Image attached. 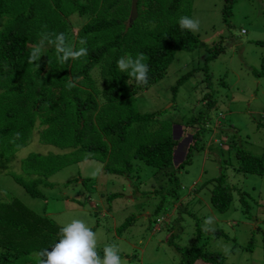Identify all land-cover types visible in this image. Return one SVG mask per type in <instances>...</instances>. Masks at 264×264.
Segmentation results:
<instances>
[{
  "label": "rangeland",
  "instance_id": "rangeland-1",
  "mask_svg": "<svg viewBox=\"0 0 264 264\" xmlns=\"http://www.w3.org/2000/svg\"><path fill=\"white\" fill-rule=\"evenodd\" d=\"M41 1L45 6L52 4V0ZM93 3L97 5L95 1ZM224 3L225 0H189V5L184 8L188 14H178L175 17L174 21L182 16L199 20L200 30L194 34L199 44L190 50L176 51L165 75L149 88L136 94L134 109L140 113H160L147 124L148 128L143 122L139 132L131 130L127 139L120 145L121 149L117 146V153L109 154L105 160V163H114L121 156L129 157L135 149L150 139L157 140L171 135L172 138L181 140L175 156L178 164L191 141L192 131L189 126L184 125L186 121L191 123L190 119L196 112H206L207 106L203 99L206 95L207 99L214 102L215 107L209 113L222 127L221 134L224 137L218 131L200 135L197 146L190 148L191 162L176 173L178 187L174 185L173 189H170L167 178L156 173L153 167L138 162L133 163L139 173L134 177V181H140L141 186L135 190L132 179L106 173L103 170L104 163L98 157L74 149L69 152L68 149H61V143L69 132L70 124L67 122L68 127L64 124L62 126L61 122L55 128L59 146L44 144V139L50 134L48 129L42 126L46 117L35 111H32L31 117L34 123L39 122L37 127L33 125L31 129L27 124L28 118H20L23 124L18 129L11 128L9 134L0 138V202L6 205L17 198L50 222L45 225L44 230L52 234L45 235V232H41L36 236L45 240L27 235L17 241L13 240L15 247H23L29 250L30 254H35L31 260L32 264L40 250H51V246L59 239L60 227L72 219L84 220L96 232L101 256L105 245L116 244L120 249L123 264H178L182 257L180 251L192 243L198 232L202 248L222 253L226 256L227 263L235 258L237 264H264V176L243 174L235 170L236 150L249 151L254 155L264 154V76L258 77L253 73L254 70L261 69L264 59V0H235L228 22L222 16ZM100 4L105 6L102 0ZM61 5H67V0H63ZM151 8L155 9V4L151 3ZM120 9L125 10L126 7ZM139 13L141 15L135 29L139 28L140 31L127 35L129 51L133 53V58L139 54L137 49L148 42L144 31L163 30L173 21H160L153 17L155 13L152 14L153 18L142 16L141 10ZM145 14L148 15L149 11ZM61 17L70 25V32L75 34L68 45L79 49L81 45L74 44L76 31L90 17L82 19L77 13ZM5 22L0 16V36L5 25H10L12 21ZM53 28H56V34H59L60 29L55 25L39 26L42 33H48ZM50 35L52 38L55 36ZM78 38L77 42H80L81 37ZM216 43H221L222 51L216 57L209 58L208 55L212 53L210 48ZM49 49L54 52L55 46L52 45ZM53 58L64 65L67 77L73 68H77L72 59L64 63L58 56ZM78 61L81 63L83 60L80 58ZM107 62L108 59L92 73L99 85L101 76L98 73L105 72ZM34 64L26 65L29 72L34 71ZM48 71L53 72L51 69ZM49 76L55 77L56 74ZM183 76L185 78L177 84ZM26 78L28 84L34 81L29 74ZM62 79L59 75L57 80L52 79L48 85L49 89L58 88L64 91L69 82H63ZM86 89L88 88H84ZM48 94L49 90L46 101ZM65 95L61 93L58 96L60 109L53 106L51 112L65 114ZM43 97L41 94L38 101L41 104L44 103ZM36 99L37 97H34V100ZM15 102L21 106L22 112L27 111L23 108L27 104L24 95ZM0 123L7 124V119L3 118ZM16 133L20 135L16 136ZM29 135L27 143L34 139L20 149L13 145L7 147L4 142L26 139ZM98 135L99 131L93 130L88 140L96 143L102 141L101 144L108 146L114 145L111 140H104L103 135L98 138ZM14 152V157L6 163L7 167L3 168V157H8ZM35 153L54 159L65 156L71 160L52 174L45 173L44 177L41 170L28 167V157ZM24 158L25 164L22 163ZM94 172L98 174L94 176ZM221 172L226 175L229 185L240 187L246 192V200L250 204L248 213L243 212L235 191L231 208L227 211L219 212L209 203L211 181H205L212 180ZM15 176H20L21 180L30 185L43 182L47 178V185L42 183L36 187L42 197H34L27 192L14 180ZM113 192L120 195L109 198ZM210 216L215 218V229L223 228L231 239L213 238L212 231L204 230V221ZM250 243L252 246L248 248ZM230 245L235 249L234 255L225 254V248L231 253Z\"/></svg>",
  "mask_w": 264,
  "mask_h": 264
},
{
  "label": "trees",
  "instance_id": "trees-1",
  "mask_svg": "<svg viewBox=\"0 0 264 264\" xmlns=\"http://www.w3.org/2000/svg\"><path fill=\"white\" fill-rule=\"evenodd\" d=\"M63 0H52L50 6L42 4L41 0H0V16L3 22H10L1 32L0 36V120L7 119L6 123H0V138L9 134L11 128H19L23 123L20 118H28L27 124L32 129L33 125L38 126L39 122H35L31 117L32 111L45 116L44 124H42L50 134L44 139V144H57V134L55 128L62 122L67 126L70 124L69 132L65 135V140L61 143V149H71L88 153L91 156H96L104 163L103 170L106 173L123 176L126 179H132L138 176L139 173L133 163H142L146 166H151L156 173H160L170 182V189L173 186L179 185L176 178V173L186 167L191 162L192 146H197L202 133H212L218 131L222 137V127L217 124L211 117L210 111L215 107L211 99H207L204 95L206 112L201 110L196 112L190 119L191 123L186 121L184 126H189L191 129V141L186 147L184 155L180 162L176 164L175 156L178 151L180 139H174L171 135L157 140L150 139L142 146L134 150L129 157L121 156L114 163H105L108 155L117 153V146H120L127 139L131 130L139 132L143 122L148 123L155 119L160 112L151 111L140 113L134 109L133 103L136 94L149 88L152 83L156 82L165 75V71L171 64L174 54L178 50H190L199 44L197 36L191 31L181 30L179 27V19L175 20L178 14L187 15L184 8L189 5V0H138L137 1V17L134 22L126 25V20L130 14L131 0H102L105 4H100V0H67V5H61ZM95 1L96 4L93 2ZM235 0H225L222 16L228 22V17L231 14L232 3ZM155 4V9L151 8ZM19 6V7H16ZM126 7L125 10L120 8ZM18 9V11L16 10ZM147 18H158L160 21L173 20L168 26L160 31H144V37L148 38V42L137 49V53L145 55V63L149 67L148 84L137 85L127 73H123L117 67V60L121 57H132L127 43V35L130 32L136 33L140 31L135 29L137 20L141 15ZM149 14L146 15V11ZM155 10V11H154ZM77 13L79 18L88 19L76 31L75 46L81 45L77 42L81 39L86 40L85 45L88 49V55L81 57V63L78 60H72L77 65L70 71L69 76L65 75L64 65L56 62L53 56H58L56 51L50 52V47L53 44H46L45 54L41 57V61L35 63L34 71L29 72L27 68L28 57L31 49L40 40L42 30L39 26L55 25L60 29L59 33H64L66 44H69L73 34L70 32V25L63 20L61 16ZM156 15L152 17V14ZM14 14L13 16H9ZM145 14V15H144ZM8 15L6 18L5 16ZM30 21L32 26L30 25ZM61 21V22H60ZM6 23V22H5ZM67 24V25H65ZM57 29L49 30V34H56ZM54 38V37H53ZM80 39V40H81ZM79 40V41H80ZM259 42V41H258ZM261 42V41H260ZM49 49V50H48ZM210 50L212 53L209 58L216 57L222 51L221 43L214 44ZM108 59L107 67L104 73H98L101 76V82L96 83L94 70ZM71 62V63H72ZM48 68L53 72L46 70ZM76 71V72H74ZM256 76H264V59L261 69L254 70ZM29 74L34 81L28 84L26 76ZM56 74L55 77L49 76ZM63 77V82H73L75 86L69 90L67 87L64 91L60 89H49L52 79L57 76ZM185 76L177 81L179 84ZM3 81V83H2ZM41 81V83L39 82ZM29 82V81H28ZM57 81L56 84H58ZM176 84V85H177ZM56 86V85H55ZM57 87V86H56ZM84 88H88L84 90ZM46 89V90H44ZM49 90L48 100L47 91ZM64 93L65 114L51 112L50 109L56 106L60 109L58 96ZM82 93V94H80ZM44 95V103H39L40 96ZM24 95L27 104L23 108L27 109L22 112L21 106L15 101L17 98ZM34 97H37L34 100ZM59 104V105H58ZM264 116V114H263ZM32 119V120H29ZM97 123V125H96ZM227 125V124H226ZM185 127H182V129ZM93 130L99 131L98 138L103 135L104 140L109 139L114 145L101 144L100 142H90L88 138L93 133ZM30 135L26 139H16V141H4L6 146L13 145L15 147H25L32 142L34 138L29 140ZM59 137V136H58ZM218 140V139H217ZM121 149V146L119 147ZM15 152L3 157L5 164L1 166L6 168V163L14 157ZM235 170L243 174H255L264 176V154L254 155L249 151L236 150ZM25 159L22 163L25 164ZM34 159V160H33ZM28 167L41 170V174L46 177V174H52L55 170L62 168L71 159H66L63 156L61 159H54L47 155L35 153L28 157ZM162 171V172H161ZM20 176H15L17 181L23 188L34 197H42L36 189L37 185H47L46 179L43 182L30 185L21 180ZM210 182L208 198L209 203L219 212L227 211L231 208L233 201V191H235L241 201L243 212L248 213L250 204L246 200V192L240 187L231 186L227 182L226 175L220 173ZM135 190L141 186L140 181H134ZM120 193L113 192L109 198H115ZM175 195V193H174ZM176 196V195H175ZM0 264H29L35 254H30L29 250L23 247H15L13 240L23 238L25 235L31 238L45 232V235L52 234L48 230H44L49 219H46L36 211H32L24 203L17 198H14L9 204L3 205L0 202ZM48 220V221H47ZM213 233V238L231 239L228 233L221 227L216 228ZM200 232L197 233L192 243L182 249L181 260L178 264H237L234 258L232 262L227 263L226 256L218 251H208L203 249L199 242ZM264 237V235H263ZM251 243L248 248L251 247ZM231 253L235 254V249ZM264 251V241L262 245ZM264 255V252H263ZM36 264V259L33 260ZM199 261V262H198ZM197 262V263H196ZM32 264V263H31Z\"/></svg>",
  "mask_w": 264,
  "mask_h": 264
},
{
  "label": "clouds",
  "instance_id": "clouds-1",
  "mask_svg": "<svg viewBox=\"0 0 264 264\" xmlns=\"http://www.w3.org/2000/svg\"><path fill=\"white\" fill-rule=\"evenodd\" d=\"M180 29L191 31L193 34L200 30V22L187 16L179 19ZM85 39L80 40L85 45ZM46 44H53L61 62L66 63L69 59L78 60L88 55L86 47L74 49L66 44L64 33L55 34L54 38L48 33L40 34L39 42L33 46L28 57V63H38L45 54ZM145 55L138 54L135 58L128 56L117 60V67L123 73L132 78L137 85L148 84L149 67L144 62ZM75 84L69 81V90ZM16 133V136H19ZM94 172L93 175H97ZM178 187V186H177ZM175 195H177L175 193ZM204 230L214 232L215 218L207 217L204 221ZM225 254L230 255L229 249L225 248ZM36 264H123L120 249L116 244H108L103 248V256L98 251V238L96 232L82 219H72L64 224L59 230V239L49 248L40 250L36 255Z\"/></svg>",
  "mask_w": 264,
  "mask_h": 264
},
{
  "label": "water",
  "instance_id": "water-1",
  "mask_svg": "<svg viewBox=\"0 0 264 264\" xmlns=\"http://www.w3.org/2000/svg\"><path fill=\"white\" fill-rule=\"evenodd\" d=\"M137 1L138 0H131L130 14L128 18L129 25H131L137 17Z\"/></svg>",
  "mask_w": 264,
  "mask_h": 264
}]
</instances>
